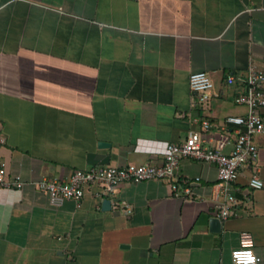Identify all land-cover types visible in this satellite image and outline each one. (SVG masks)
I'll return each mask as SVG.
<instances>
[{
    "label": "crops",
    "instance_id": "obj_1",
    "mask_svg": "<svg viewBox=\"0 0 264 264\" xmlns=\"http://www.w3.org/2000/svg\"><path fill=\"white\" fill-rule=\"evenodd\" d=\"M251 64L264 68V0H0V151L24 182L0 190V264H233L243 232L264 264V187L249 184L264 181V135L228 189L218 162L190 157L178 172L190 197L145 180L121 184L107 209L96 186L55 206L37 184L162 163L153 148L192 130L231 154L239 130L225 119L246 112L235 99ZM199 70L215 83L204 111L189 85Z\"/></svg>",
    "mask_w": 264,
    "mask_h": 264
},
{
    "label": "built area",
    "instance_id": "obj_2",
    "mask_svg": "<svg viewBox=\"0 0 264 264\" xmlns=\"http://www.w3.org/2000/svg\"><path fill=\"white\" fill-rule=\"evenodd\" d=\"M236 78L231 75L227 82L233 84ZM242 80L244 89L236 96L235 101L243 105L246 112L243 115H229L225 119L227 123L235 124L239 130L231 154L220 152V147L205 146L201 133L192 130L182 142L167 143L162 149L153 148V151L163 154L162 163H129L123 167L96 165L87 169H76L66 180L45 178L37 182L38 187L48 193L51 204L55 206L62 205L68 199L81 201L91 186L98 188L95 196L103 200L113 196L123 183H139L145 180L166 181L176 196L190 197L193 193L191 179L178 174L180 160L190 157L218 162L220 178L228 189L229 182L238 176L240 168L257 160L259 149L255 137L264 135V68L251 64ZM189 85L196 93L194 107L204 111L213 95L215 87L213 78L207 71L192 72L189 76ZM192 122L201 125L203 131H209L212 127L204 112H198L193 116ZM144 149L149 150L145 147ZM249 184L254 190L264 187V181L258 173L250 178ZM23 186L21 176L17 175L14 178L9 176L7 161L0 151V190L21 189ZM1 202L0 195V205ZM232 214L233 208L229 203L221 206L222 219L227 220ZM254 246L252 235L248 232L241 233L240 244L232 251L233 264H258L260 257L256 254Z\"/></svg>",
    "mask_w": 264,
    "mask_h": 264
},
{
    "label": "water",
    "instance_id": "obj_3",
    "mask_svg": "<svg viewBox=\"0 0 264 264\" xmlns=\"http://www.w3.org/2000/svg\"><path fill=\"white\" fill-rule=\"evenodd\" d=\"M102 144H103V146L106 145V143H104V142ZM103 207L106 208V209L111 207V200L109 198H105L103 200ZM210 224H211V228L213 230L221 229V221H220L219 218H216V217L215 218H211Z\"/></svg>",
    "mask_w": 264,
    "mask_h": 264
},
{
    "label": "trees",
    "instance_id": "obj_4",
    "mask_svg": "<svg viewBox=\"0 0 264 264\" xmlns=\"http://www.w3.org/2000/svg\"><path fill=\"white\" fill-rule=\"evenodd\" d=\"M199 71H205V70H199ZM194 72H196V71H194Z\"/></svg>",
    "mask_w": 264,
    "mask_h": 264
},
{
    "label": "clouds",
    "instance_id": "obj_5",
    "mask_svg": "<svg viewBox=\"0 0 264 264\" xmlns=\"http://www.w3.org/2000/svg\"><path fill=\"white\" fill-rule=\"evenodd\" d=\"M215 84V83H214Z\"/></svg>",
    "mask_w": 264,
    "mask_h": 264
}]
</instances>
